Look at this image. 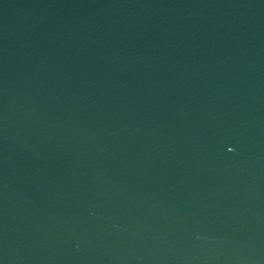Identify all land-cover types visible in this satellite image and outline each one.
Returning <instances> with one entry per match:
<instances>
[{
    "label": "water",
    "instance_id": "95a60500",
    "mask_svg": "<svg viewBox=\"0 0 264 264\" xmlns=\"http://www.w3.org/2000/svg\"><path fill=\"white\" fill-rule=\"evenodd\" d=\"M0 264H264V0H0Z\"/></svg>",
    "mask_w": 264,
    "mask_h": 264
}]
</instances>
